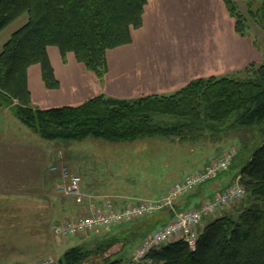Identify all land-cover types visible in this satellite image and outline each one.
<instances>
[{"label": "trees", "instance_id": "trees-1", "mask_svg": "<svg viewBox=\"0 0 264 264\" xmlns=\"http://www.w3.org/2000/svg\"><path fill=\"white\" fill-rule=\"evenodd\" d=\"M254 1L222 0L240 37L249 36L248 18L264 30V0L258 10L252 8ZM147 3L0 0V32L27 16L26 24L11 35L0 52V108H13L21 125L48 141L93 138L125 143L161 137L184 143H217L237 129L261 126L262 142L239 173L245 208L207 217L211 220L198 229L193 247L174 240L150 251L141 262L127 264H264V61L231 76L193 80L171 95L125 100L101 94L79 106L51 109L31 104L28 70L32 66H40L46 88H60L48 48H57L63 61L73 54L87 72L103 81L108 72L107 53L132 43V32L143 25ZM239 3L246 7L248 18L239 11ZM90 255L74 247L56 264H83Z\"/></svg>", "mask_w": 264, "mask_h": 264}, {"label": "rangeland", "instance_id": "rangeland-1", "mask_svg": "<svg viewBox=\"0 0 264 264\" xmlns=\"http://www.w3.org/2000/svg\"><path fill=\"white\" fill-rule=\"evenodd\" d=\"M163 1H166V6L162 11H165L171 20L166 25L168 28L174 29L173 25L179 23L175 31L178 35H181L180 33L184 34L190 28L189 22H186L184 17L187 20L192 19V27L194 29L198 22L205 20L216 11L212 0ZM261 5V0H255L252 8L253 10H258ZM239 11L247 16L246 7L240 3ZM26 22L27 16L23 15L0 32V52L11 35L25 25ZM248 24V37L252 40L253 48L256 51L258 49L259 55L264 60V30L254 24L249 18ZM188 34L187 32L186 35ZM194 34L193 32V35H189L185 41L193 39ZM174 42L180 43L176 40ZM47 54L60 88L58 90L46 88L41 78L39 65L29 68L28 88L31 93V104L38 109L79 106L90 98L101 94L106 95L107 93L111 95L109 97L125 100H135L141 97L130 87L131 84L135 86L136 66H123L120 50L109 52L108 85L105 86L104 77L103 81L96 79L97 84L95 87L92 85L89 87L87 84L93 74L89 73L91 74L89 76L85 67L76 62L73 54H67L65 61H63L58 49L55 47L48 48ZM130 55L134 54L131 53ZM0 119L1 123H6L7 134L4 133L3 136H9L10 140H12L10 142L20 143L22 148L31 153L32 175L35 176L41 168V166L37 168L39 157L43 154L45 162V158L48 156V170L53 165H63L71 174H77L81 177L82 184L80 187L85 201L86 198L87 201L90 199L88 198L90 195L86 196L87 194L82 191L85 184L95 189L96 193L91 194L93 197L96 194L112 198L114 196H123L152 201L157 195H161L163 190L166 192L183 177L202 171L205 165H211L228 155L231 157L230 166L227 172L222 174L233 177L232 186L237 181L246 158H249L254 153L263 139L260 130L261 126H254L230 132L224 140L217 143L208 141L184 143L177 139L161 137L125 143H113L93 138L82 141H48L21 125L13 108H0ZM59 154L61 158L58 156ZM235 158H239V160L235 161ZM53 176L60 175L53 174ZM215 180L206 185L204 184V186H199L191 193L182 195L180 197L182 200L180 201L186 202V206L175 213L180 214L184 211L200 209L204 202H212L217 195L231 187L228 186L224 191L207 197V188ZM59 185H63V181ZM60 186L57 190H59ZM56 195L65 199L64 203L71 208V213L65 220H54L48 226L42 224L44 220H41V222L31 228V231L35 233L33 248L22 250L21 253L25 256H31V251H35L36 255L26 259L23 264H38L41 262L56 264L66 251L74 247H80L91 252V255L83 264H103L104 261L109 260H121V264H127L131 260L135 249L157 229L156 225L163 221L161 219L158 220V216H160L158 212L142 219L123 223L110 230L97 231L78 237L56 238L52 233V228L60 224V222L63 223L64 221H71L77 218L76 214L79 213L81 215L83 211V205L76 204L73 206L75 204L73 198L67 197L59 193V191ZM196 195L206 196L204 198L205 201H199V205L198 201L193 199L194 197L190 198ZM66 200L69 201L66 202ZM85 201L83 204H85ZM135 202L137 201L129 200L124 202V205L127 206ZM95 203L115 207L112 202L105 199H98ZM246 205L245 196L229 204L212 218L224 213H233L234 210L240 211ZM164 211L173 214V217L175 216V213H171L168 209L160 212L163 213ZM208 220L204 216L198 229L204 226ZM37 244L40 247L39 250H37Z\"/></svg>", "mask_w": 264, "mask_h": 264}, {"label": "crops", "instance_id": "crops-1", "mask_svg": "<svg viewBox=\"0 0 264 264\" xmlns=\"http://www.w3.org/2000/svg\"><path fill=\"white\" fill-rule=\"evenodd\" d=\"M212 1L215 13L198 22L194 29L192 19L187 20L184 17L190 28L184 29L186 32L178 35L175 31L179 23L173 25L174 29L166 25L171 21L165 11H162L166 1L148 0L144 9L143 25L139 30L132 32V43L113 50H120L123 66H136L135 86L131 84L130 87L138 96L171 95L193 80L231 76L252 63L259 64L264 61L258 49L256 51L253 48L249 37H240L235 33L234 20L228 15L222 0ZM193 32V39L185 41ZM174 40L180 43L177 44ZM109 52L106 56L108 66ZM131 53L134 55H130ZM91 77L87 84L89 87H95L97 80L95 76ZM107 81L109 80L106 74L105 86L108 85ZM5 128L6 123L0 122V264H23L26 259L36 255L35 251H31V256L21 253L22 250L33 248L35 233L31 228L41 220H44L42 224L46 226L57 219L65 220L69 217L71 208L64 203L63 197L56 195L63 180L60 176L49 173L48 156L45 162L43 154L39 157L37 168H41L35 176L32 175L31 153L22 148L20 143L10 142L12 140L9 136L4 137L3 134H7ZM58 156L61 158L60 154ZM206 167L205 165L203 168ZM232 180V176L220 175L207 188L206 196L211 197L224 191L234 182ZM94 190L86 184L82 188L86 196L90 195V199L87 201L86 198L81 214L85 211L87 203L94 204L98 199L108 200L116 208L124 207V202L129 200H148L123 196L112 198L96 194L93 197L91 194L96 193ZM168 191L169 189L166 192L163 190L154 200H161ZM206 196L196 195L190 198L194 197L199 204ZM180 200L182 199L179 198L174 203L175 212L186 206V202ZM159 213L158 220L163 221H160L156 228L173 217L168 211ZM79 215L76 214L77 217ZM37 248L40 249L38 244Z\"/></svg>", "mask_w": 264, "mask_h": 264}, {"label": "built area", "instance_id": "built-area-1", "mask_svg": "<svg viewBox=\"0 0 264 264\" xmlns=\"http://www.w3.org/2000/svg\"><path fill=\"white\" fill-rule=\"evenodd\" d=\"M230 161L231 157L225 156L222 160L208 165L204 170L183 177L169 189L161 200L135 202L121 208L87 203V207L81 215L72 221H64L55 225L52 228V233L56 238L78 237L97 231L110 230L123 223L142 219L165 209L175 213L173 208L177 199L227 172ZM49 173L59 174L63 180V185L58 190L59 193L73 198L77 205H84L85 197L81 192L80 177L71 174L63 165L51 166ZM244 195L245 192L237 178L230 188L217 195L212 202H204L200 209L184 211L180 214L175 213L171 221L158 227L141 242L133 253L132 262H141L150 251L174 240H182L193 247L198 238V227L203 217H212L218 214L224 207L242 199ZM38 264L50 263L41 262Z\"/></svg>", "mask_w": 264, "mask_h": 264}]
</instances>
